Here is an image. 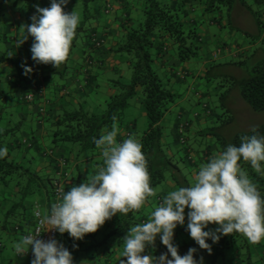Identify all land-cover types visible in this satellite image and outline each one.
Returning <instances> with one entry per match:
<instances>
[{
	"label": "crops",
	"instance_id": "crops-1",
	"mask_svg": "<svg viewBox=\"0 0 264 264\" xmlns=\"http://www.w3.org/2000/svg\"><path fill=\"white\" fill-rule=\"evenodd\" d=\"M171 1L185 5L190 23L197 24L199 37L204 38L200 54L194 58L182 60L178 48L167 40L152 62L167 86L179 94L162 124L165 143L180 153L174 156L181 170L172 174L186 184V189L171 175L159 183L144 204L133 238L120 243L115 237L107 239V233L116 226V218L108 207L123 198V186L128 181L114 157L131 138L147 129L139 124L141 118L148 119L141 87L123 123L105 130L104 142L94 153L81 150L74 142L56 143L54 121L64 110L83 107L89 112H102L116 91L112 81L130 82L131 54L121 51L120 46L127 29L142 16L143 1L91 0L92 12L88 16L84 14L85 0H36L29 13L21 1L0 0V51L6 56L0 61V131L10 132L7 138L13 147L12 154L26 167L50 178L49 189L55 179H62L67 218V224L59 228L54 248L41 260L29 263L26 251L32 245L28 242L24 245L22 239L19 242L20 232L9 226L20 223L23 230L33 228L37 207L48 215L52 204L48 190L31 195L22 215L8 211L19 199L0 185V264H131L137 253L141 264H164L177 259L187 262L188 250L192 249L209 253L196 243L213 222L215 225L236 211L247 191L243 173L236 164L225 178L208 184L222 154L215 150L213 137L200 130L218 121L211 106L214 97L228 89L222 80L232 74L225 71L226 66H236L234 62L249 59L255 53L257 58L262 57L261 34L259 27L256 33L250 32L240 19L251 14L244 5L237 4L242 11L235 16L231 15L232 10H227L219 18H209L202 0ZM227 29L228 37L234 36L230 33L233 29L239 32L233 37V45H227L223 51L224 47L219 46ZM152 36L153 40L161 41L158 33ZM101 40L97 45L96 41ZM202 74L203 89H194ZM190 89L197 96L196 111L190 109L193 105L187 98ZM233 91L227 105L233 109L238 96L245 105L239 90ZM245 107L250 109H247L249 117L256 113L250 106ZM182 124L188 126L190 139L206 146L204 150L192 146L186 160L181 152L183 146L176 142ZM172 153L168 151L169 155ZM211 158L214 160L210 161ZM64 172L69 175L62 178L60 173ZM175 218L180 219L178 224L174 223ZM239 226L241 238L225 247L214 264H264V219L249 215ZM62 244L67 249L66 257L59 251ZM18 249L24 251L18 253Z\"/></svg>",
	"mask_w": 264,
	"mask_h": 264
},
{
	"label": "trees",
	"instance_id": "trees-1",
	"mask_svg": "<svg viewBox=\"0 0 264 264\" xmlns=\"http://www.w3.org/2000/svg\"><path fill=\"white\" fill-rule=\"evenodd\" d=\"M17 1L22 2V7L27 13L34 9L36 2V0ZM90 1L85 0L87 10ZM142 1V16L127 29L120 46L121 51L131 54L130 82L125 83L119 79L112 81L116 91L110 96L102 112H89L83 107L73 111L64 110L54 121L53 134L56 143L74 142L81 150L94 153L104 142L105 130L123 123L127 109L137 95L138 87H141L149 125L143 134L131 138L123 151L114 157L115 163L122 173L127 175L128 181L123 186V198L108 207L116 218V226L107 233V239L115 237L120 243L133 238V233L143 216L144 204L154 194L159 183L171 175L178 180L183 189H186V184L176 174H172L181 170L174 156L180 153L179 151L174 152L170 143H165L166 133L162 124L163 118L178 95L167 86L152 62L167 40L178 48L182 60L194 58L197 56L199 47L197 40H200L196 25L190 23L189 11L184 8L183 3L171 0ZM202 1L209 11L221 6L231 10L239 1L255 17L261 34L262 57L257 58L255 53L249 59L234 62L246 70V75L239 78L235 76L224 78L223 85L228 89L222 92V95L230 93L233 86L234 89L239 90L242 99L253 111H264V0H251L252 2L249 0ZM156 33L161 37L160 42L152 38V35ZM251 57H254L252 61ZM4 59L6 56L0 51V61ZM224 106L226 109L223 113L226 116L217 113L222 124L210 125L200 130L201 133L213 137L217 146L215 150L222 154V161L212 170L208 184L212 185L214 179L225 178L230 168L236 164L243 173L247 194L239 200L233 214L226 215L215 225L213 222V226L196 243L204 249L214 251L216 256L223 252L225 247L231 246L236 239L241 238L239 225L245 222L249 215L264 219V122L249 130L237 129L234 110L228 105ZM9 133L8 130L0 131V185L4 190L13 192V195L19 199L8 211L10 213L21 212L23 215L27 210L30 196L36 192L41 193L42 189H47L51 201L53 186L49 189L50 178L26 167L22 160L12 154L13 147L7 138ZM178 134L176 142L183 146L181 152H184V159L188 158L192 153L191 140L194 139L189 138L188 126ZM135 139L137 142H134ZM169 150L173 151L170 155ZM205 156L208 158V151ZM213 160L211 158L210 161ZM176 220L179 221L176 222ZM179 222L180 219L175 218L174 223ZM9 228L20 233L25 231L20 223H15ZM204 237L208 239L206 243L212 240L215 246H210V244L206 246L203 242ZM133 264H141V262Z\"/></svg>",
	"mask_w": 264,
	"mask_h": 264
},
{
	"label": "rangeland",
	"instance_id": "rangeland-1",
	"mask_svg": "<svg viewBox=\"0 0 264 264\" xmlns=\"http://www.w3.org/2000/svg\"><path fill=\"white\" fill-rule=\"evenodd\" d=\"M249 2H252V1L249 0ZM90 3L91 2H89L88 10L86 9L85 10V13H84V14H87L88 16L92 12V11H90V8H91L90 7ZM237 4H241L243 6V4L241 2H239V1L236 2L234 4V6L232 7V9H231L232 11L230 12L232 16H235V15H237L238 13H240L242 11L241 7H237ZM85 8L86 7H84V9ZM227 10H228V8H226L225 6H221V7L214 8L213 10H210L209 11V15H210L209 18H214V17L219 18L220 15H221V13L224 12L226 14V11ZM224 18L226 19V15L224 16ZM240 19H243L244 20L243 22H244L245 26L248 29L251 30L250 32L256 33L258 31L257 30L258 25H257L256 19L253 16L252 13L251 14L243 15L242 18H240ZM195 25H196V28L198 29V26H197L196 23H195ZM216 26H218V25H216ZM228 30L229 29L226 30L225 37L222 39V42L220 43V46H219V47H224L223 48V51H226L227 45H228V47H231L233 45L232 44V42H234L233 37L235 36L236 33L239 32V31L237 32L236 29H233L230 33L232 35H234V36L228 37V34H227V31ZM216 33H219V26L217 27ZM250 37L251 36H249L248 41L250 40ZM256 39L257 38H255V40ZM196 40H197V38L195 39V41ZM202 40L204 41V38L203 37H201L200 40H197L198 46H199L198 47V50H197V54H200L199 52H200V47H201V43H202L201 41ZM211 48L214 50V49H216L218 47H216V48L211 47ZM212 56H213V53H212ZM253 58L254 57H251V61H252ZM235 60H238V59H235ZM251 61H250V63H251ZM189 68L191 69L190 71H193L194 70L193 65H191ZM226 70L228 71V73H231L236 78H239V77H242V76H245L246 75V70L243 67H240L237 64H236V66H232V65L226 66L225 71ZM203 75L204 74H202V76H199L198 81L194 85L192 84L194 89H196V88L203 89L204 84L202 82L205 81V78H203ZM206 75L208 76V78H210V76L208 74H206ZM190 76H191L190 78L192 80V75H190ZM232 88L234 89L233 86H232ZM232 93L234 94V91L233 92L230 91V93H228L226 96H221L222 95V93H221L217 98L214 97V102H213L214 104L212 103V106L211 107L214 108L217 113H220V115L226 116L225 113H223V110L226 109V106H224V105H227V103L230 101V99L232 98L231 97V94ZM187 94H188V97L187 98L189 99V103H193V105L190 107V109H192L193 111L198 110V108H197V105H198L197 102H198V100H197V96L195 94V91H193L192 89H190L189 92L187 91ZM30 95H32V94H30ZM177 95H179V94L177 93ZM237 98H238V102L235 103V104H233L234 105L233 110H234V113H235V117H236L237 120H239V122L236 123L237 129H240V130H248L253 125H258V124L264 122V111L256 112L255 114L250 115V117H249V114H247V112H248L247 109L248 110H250V109L249 108L246 109V107H245L246 105L249 107V105L244 100H243V102H244L245 105H243V103L240 102V100H241L240 97L238 96ZM235 101H236V98H235ZM223 118H226V117H223ZM139 124L145 125L146 127H148L149 121H148L147 118L146 119L141 118L139 120ZM218 124H222V120H220L219 117H218V121L216 122V125H218ZM191 145L194 148H199V149H203V150L206 148V146H203V147L199 146V143H197L194 140H191ZM8 222L10 224L12 222V220L9 219ZM0 228H1V225H0ZM0 234H1V229H0ZM20 235H21V233H20ZM202 236L203 235H201V238H202ZM21 239H22V236H21V238H18L17 240L20 242ZM206 241H208V239L207 238L205 239V237H204L203 238V242L205 243L206 246H209V244H210V246H215V244L213 245V241L212 240H210L209 243H206ZM22 242H23L24 245L26 244V242L23 239H22ZM30 248L31 247H29L28 249H30ZM59 249H60L59 251H61L60 253H62L63 257H66L68 255V253L66 251L67 249L64 248V245L63 244L59 247ZM131 249H133L132 244H131ZM71 251H73V248H72ZM157 253H159V255H160V251L157 252ZM188 254L190 256H189L187 262H186V260L181 262L180 259H177V260H174L173 263L166 262L164 264H214V263H216V261H215V259H216V257H215L216 256V253L214 251L211 252L209 250V253H205L204 251L192 249L191 251L188 250ZM133 257L134 258L131 259V264H133L134 262H136V263L139 262L140 253L134 254ZM24 259H26V258L24 257ZM29 261H30L29 263L35 262L32 259H29ZM68 264H71V263H68ZM103 264H105V263H103ZM161 264H163V263H161Z\"/></svg>",
	"mask_w": 264,
	"mask_h": 264
},
{
	"label": "built area",
	"instance_id": "built-area-1",
	"mask_svg": "<svg viewBox=\"0 0 264 264\" xmlns=\"http://www.w3.org/2000/svg\"><path fill=\"white\" fill-rule=\"evenodd\" d=\"M103 40L96 41L100 45ZM32 98V95H29ZM186 125H181V132L184 131ZM64 160V159H63ZM63 163V162H62ZM65 164V163H63ZM62 178L69 175V172L60 173ZM65 188L62 179H56L53 185L52 204L48 215L43 214L42 210L37 207L34 210L35 224L30 230L21 232L22 239L32 245V248L27 250V254L33 261H37L44 254L54 248L59 228L67 224V218L64 209ZM179 220H176L178 222ZM18 227H16L17 229ZM22 249H18L21 253Z\"/></svg>",
	"mask_w": 264,
	"mask_h": 264
},
{
	"label": "clouds",
	"instance_id": "clouds-1",
	"mask_svg": "<svg viewBox=\"0 0 264 264\" xmlns=\"http://www.w3.org/2000/svg\"><path fill=\"white\" fill-rule=\"evenodd\" d=\"M55 180H56V179H55ZM55 180H54V181H55Z\"/></svg>",
	"mask_w": 264,
	"mask_h": 264
}]
</instances>
